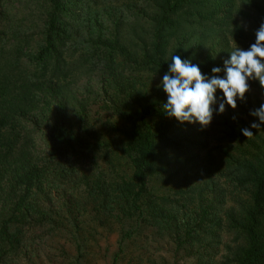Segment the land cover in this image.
<instances>
[{
    "label": "trees",
    "instance_id": "16d2710c",
    "mask_svg": "<svg viewBox=\"0 0 264 264\" xmlns=\"http://www.w3.org/2000/svg\"><path fill=\"white\" fill-rule=\"evenodd\" d=\"M116 1L130 20L88 30L85 40L82 0H0V52L15 26L34 24L20 16L26 9L39 8L44 23L36 53L12 50L29 75L15 92L0 86V264L44 240L53 218L89 209L113 221L122 243L148 223L163 232L174 245L164 264H178L182 252L198 264H264V123L251 128L260 121L250 115L264 103V88L249 80L244 100L222 114L212 106V122L202 127L168 117L167 94L158 87L152 100L142 81L161 82L172 55L211 77L232 50L255 43L264 0H238L237 9L235 0ZM101 101L124 120L126 139L120 152L103 155L104 165L99 148L110 145L93 140L87 122L88 105ZM40 109L50 123L31 122ZM211 138L220 153L207 150ZM165 187L176 190L162 197Z\"/></svg>",
    "mask_w": 264,
    "mask_h": 264
},
{
    "label": "rangeland",
    "instance_id": "374dc122",
    "mask_svg": "<svg viewBox=\"0 0 264 264\" xmlns=\"http://www.w3.org/2000/svg\"><path fill=\"white\" fill-rule=\"evenodd\" d=\"M98 1L100 3L102 0ZM20 3L22 2H15L14 5L19 6ZM238 3V0H235L236 9ZM39 11L40 9L35 7L32 11L26 9L25 13L20 14L30 17L34 24L27 21L25 24L15 26L10 31L4 50L0 52V86L7 90L15 92L24 78L29 75L23 66L16 65L12 50L21 48L25 54H34L43 43L38 35L44 28ZM77 11L84 15V22L80 27L81 35L85 40L89 37L88 30H91L92 34L97 33L101 28L108 31L113 21L119 18L130 20L131 17V12L125 3L116 0L96 6L92 0H82V6ZM24 37L29 38L28 43ZM28 58L29 56L25 55L22 62L25 63ZM142 81L146 83L145 87L149 90L150 98L154 101L158 100L161 96L157 87L160 81L151 76H144ZM84 84L85 81H82L80 86ZM215 97L216 103L212 106L217 109L224 100L223 92ZM112 99L109 98V103ZM42 114L41 109L36 110L29 115V118L32 123H50L51 116L46 118ZM87 115L88 129L95 137L93 140L110 145V148H99L97 161L98 164L104 165L105 163H101L100 160L105 153L112 154L116 150L120 152L123 149L121 145L126 141L123 135L125 122L115 108L111 104L107 106L105 101L88 105ZM211 149L214 150V154L221 151V147L213 138L208 140L207 150ZM206 152L201 157H204ZM157 178L158 180L153 181L155 187L161 184V177L157 176ZM164 190L165 193L163 190V193H159L162 197L172 194L176 189L165 187ZM238 203L240 204L239 198ZM100 217L105 219L104 226ZM50 223L51 230L44 240L37 242L26 254H22V258L11 259L10 264H115L116 256L117 264H164L166 259L169 260L173 255L174 245L163 232L149 223L144 225L140 233L127 244L120 241L121 232L114 226L113 221L104 215H99L93 209L81 214H64L63 218H53ZM121 243L125 248L120 251ZM178 259V264H198L183 257V252Z\"/></svg>",
    "mask_w": 264,
    "mask_h": 264
},
{
    "label": "clouds",
    "instance_id": "9594fccd",
    "mask_svg": "<svg viewBox=\"0 0 264 264\" xmlns=\"http://www.w3.org/2000/svg\"><path fill=\"white\" fill-rule=\"evenodd\" d=\"M255 43L247 50L239 46L230 52V59L224 61V67L212 68V76L202 74L198 65L188 59L172 55L167 72L160 84L167 94V102L162 105L168 117L179 122L199 123L202 127L210 125L213 119L212 105L216 103L215 92L222 90L224 100L219 104V113L225 111V103L231 108L237 107V98L244 100L249 90V80H258L264 88V23L255 32ZM223 72L221 78L219 73ZM259 118L260 123H252L251 128L259 129L264 123V103L250 113ZM235 119V118H234ZM249 138L254 134L248 128L241 129Z\"/></svg>",
    "mask_w": 264,
    "mask_h": 264
}]
</instances>
